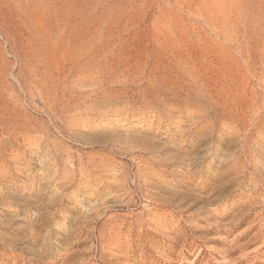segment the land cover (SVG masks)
I'll return each mask as SVG.
<instances>
[{
	"label": "rangeland",
	"instance_id": "374dc122",
	"mask_svg": "<svg viewBox=\"0 0 264 264\" xmlns=\"http://www.w3.org/2000/svg\"><path fill=\"white\" fill-rule=\"evenodd\" d=\"M0 264H264V0H0Z\"/></svg>",
	"mask_w": 264,
	"mask_h": 264
}]
</instances>
